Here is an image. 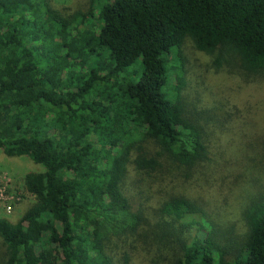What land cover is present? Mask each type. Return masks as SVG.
Returning a JSON list of instances; mask_svg holds the SVG:
<instances>
[{
    "label": "trees",
    "instance_id": "obj_1",
    "mask_svg": "<svg viewBox=\"0 0 264 264\" xmlns=\"http://www.w3.org/2000/svg\"><path fill=\"white\" fill-rule=\"evenodd\" d=\"M186 40L264 72V0H0V150L44 169L24 216L0 219V264H264L263 194L237 239L170 188L207 157Z\"/></svg>",
    "mask_w": 264,
    "mask_h": 264
},
{
    "label": "rangeland",
    "instance_id": "obj_2",
    "mask_svg": "<svg viewBox=\"0 0 264 264\" xmlns=\"http://www.w3.org/2000/svg\"><path fill=\"white\" fill-rule=\"evenodd\" d=\"M50 2L65 14L86 13L90 8V0ZM181 52V95L188 109L195 107L207 118L200 121L207 157L193 166L189 182L175 185V180L170 188L203 203L209 221L240 239L246 231L244 209L264 196V72L242 74L237 57L230 55L217 66L216 57L198 52L190 40ZM171 82L175 84V75ZM43 170L27 157H7L0 150V219L17 223L24 216L35 203L24 180ZM196 231L192 227L191 233Z\"/></svg>",
    "mask_w": 264,
    "mask_h": 264
}]
</instances>
